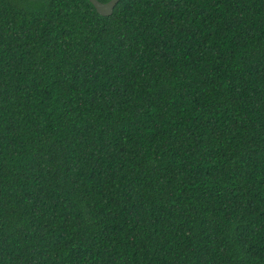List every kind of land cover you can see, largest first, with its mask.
Returning a JSON list of instances; mask_svg holds the SVG:
<instances>
[{"label":"trees","instance_id":"1","mask_svg":"<svg viewBox=\"0 0 264 264\" xmlns=\"http://www.w3.org/2000/svg\"><path fill=\"white\" fill-rule=\"evenodd\" d=\"M0 264H264V0H0Z\"/></svg>","mask_w":264,"mask_h":264},{"label":"water","instance_id":"2","mask_svg":"<svg viewBox=\"0 0 264 264\" xmlns=\"http://www.w3.org/2000/svg\"><path fill=\"white\" fill-rule=\"evenodd\" d=\"M95 7L96 11L102 16H109L112 14L115 5L119 0H108L107 2H101L99 0H89Z\"/></svg>","mask_w":264,"mask_h":264}]
</instances>
